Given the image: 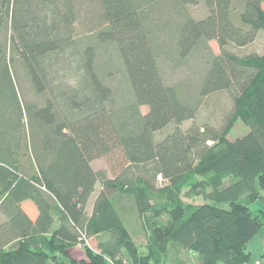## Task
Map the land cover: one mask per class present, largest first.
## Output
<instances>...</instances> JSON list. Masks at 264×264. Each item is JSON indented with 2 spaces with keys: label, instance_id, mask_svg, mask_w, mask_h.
<instances>
[{
  "label": "trees",
  "instance_id": "1",
  "mask_svg": "<svg viewBox=\"0 0 264 264\" xmlns=\"http://www.w3.org/2000/svg\"><path fill=\"white\" fill-rule=\"evenodd\" d=\"M160 1L0 0V264L251 263L247 246L264 227L250 209L264 198V55L229 47L264 31V0H176L207 8L180 25L176 49L208 59L203 98L229 94L219 126L199 123L163 78L147 19ZM106 45L122 61L126 100L117 72L98 63ZM238 122L249 133L231 142ZM99 159L122 170L110 178L93 168ZM79 246L86 258L72 260Z\"/></svg>",
  "mask_w": 264,
  "mask_h": 264
},
{
  "label": "rangeland",
  "instance_id": "2",
  "mask_svg": "<svg viewBox=\"0 0 264 264\" xmlns=\"http://www.w3.org/2000/svg\"><path fill=\"white\" fill-rule=\"evenodd\" d=\"M235 6L240 5L235 0ZM208 15L207 8L202 2L197 5L187 6L184 11H181L178 7L176 0H161L158 4L154 5L147 14L148 24L153 35V46L158 51L159 65L161 73L167 85L179 88L183 98L190 104H194L198 107V120L199 123L213 124L219 126L223 116L232 109V101L228 93H219L210 97L203 98L200 94L204 77L208 71V59L201 51L194 52L191 56L185 60H181L176 49L177 31L182 23L187 19L202 20ZM82 15V20H83ZM79 35L86 36L83 24L77 26ZM215 55L220 53L219 46L216 41L209 43ZM229 50L236 53L239 56H247L250 54L264 55V31H260L257 39L250 45L244 48H237L230 46ZM99 56L97 58L100 66L105 67L109 72H117L116 78L113 81L115 93L121 101L128 99L127 93L128 84L126 83V77L124 74L123 64L119 59L116 47L112 45H106L99 49ZM109 78V77H108ZM24 87L27 90L28 98L35 100L30 88L26 82ZM143 114L148 113L147 107H142ZM189 123L184 127L188 128ZM249 133V129L238 122L230 133L228 139L233 142L238 138H242ZM163 134V133H161ZM161 136V135H160ZM116 161V160H115ZM120 162L115 164L109 163L107 159H99L92 163L93 168L97 171H106L110 178H114L120 171ZM164 182L160 178V184ZM100 191V186L97 187L96 192L90 200V206L88 213L92 211L93 201ZM183 200L185 203L193 205H202L208 203L205 198L192 197L189 198L183 194ZM223 207L227 208V205ZM254 211L259 209L264 210V198L253 206ZM33 208L36 211L35 206L31 203H25V209ZM31 210V211H33ZM4 221V217L0 213V224ZM138 224L135 221L132 223V229L136 239L140 244H143L144 238L139 232ZM90 248L96 250V243L94 241L88 242ZM69 255L72 260H81L86 258V253L83 246L74 247L69 250ZM82 257V258H80ZM190 259H194L190 256ZM258 261L252 262L256 264ZM260 262V261H259ZM264 259H261L260 263H263ZM51 264V263H49ZM68 264L70 262L68 261Z\"/></svg>",
  "mask_w": 264,
  "mask_h": 264
},
{
  "label": "crops",
  "instance_id": "3",
  "mask_svg": "<svg viewBox=\"0 0 264 264\" xmlns=\"http://www.w3.org/2000/svg\"><path fill=\"white\" fill-rule=\"evenodd\" d=\"M257 203H260V201H257L256 203H254L253 206ZM250 209L252 210L253 213L264 216V210L259 209L257 211H254L253 207L251 208V206H250ZM247 249L251 253V263L250 264H252V262L254 261H261V259H264V227L257 234V236H255L251 240V242L247 246Z\"/></svg>",
  "mask_w": 264,
  "mask_h": 264
},
{
  "label": "built area",
  "instance_id": "4",
  "mask_svg": "<svg viewBox=\"0 0 264 264\" xmlns=\"http://www.w3.org/2000/svg\"><path fill=\"white\" fill-rule=\"evenodd\" d=\"M88 244V243H87ZM261 262V261H260ZM259 261L256 263V264H264V262L263 263H260Z\"/></svg>",
  "mask_w": 264,
  "mask_h": 264
}]
</instances>
